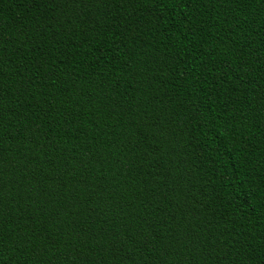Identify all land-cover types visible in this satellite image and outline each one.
I'll use <instances>...</instances> for the list:
<instances>
[{"label":"trees","instance_id":"obj_1","mask_svg":"<svg viewBox=\"0 0 264 264\" xmlns=\"http://www.w3.org/2000/svg\"><path fill=\"white\" fill-rule=\"evenodd\" d=\"M0 264H264V0H0Z\"/></svg>","mask_w":264,"mask_h":264}]
</instances>
